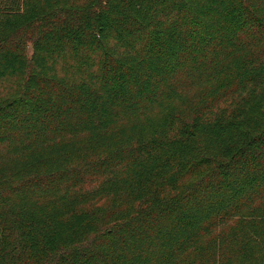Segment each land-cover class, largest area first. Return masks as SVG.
<instances>
[{
  "label": "trees",
  "instance_id": "trees-1",
  "mask_svg": "<svg viewBox=\"0 0 264 264\" xmlns=\"http://www.w3.org/2000/svg\"><path fill=\"white\" fill-rule=\"evenodd\" d=\"M0 264H264V0H0Z\"/></svg>",
  "mask_w": 264,
  "mask_h": 264
}]
</instances>
